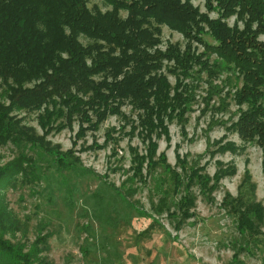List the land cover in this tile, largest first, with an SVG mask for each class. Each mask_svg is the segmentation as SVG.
<instances>
[{
  "label": "trees",
  "instance_id": "16d2710c",
  "mask_svg": "<svg viewBox=\"0 0 264 264\" xmlns=\"http://www.w3.org/2000/svg\"><path fill=\"white\" fill-rule=\"evenodd\" d=\"M101 1L106 10L91 6L90 0H0V148L14 144L24 149L15 161L0 167V264H54L35 253L50 248L53 232L38 230L37 225L29 246L13 240L28 230L10 206V188L46 179L51 196L65 190L71 199L83 178L107 183L84 165L74 148L64 151L48 140L53 133L73 128L76 121L82 138L88 129L99 130L110 116H127L123 109L130 107L137 114V120L129 116L130 132L140 135L145 145L143 151L129 148L135 176L146 182L158 173L178 174L159 152L158 139L168 138L169 123L188 117L189 93L199 89L203 73L206 79L215 75V67L233 72L238 80L231 131L264 149V0H206L205 12L191 0ZM213 11L217 18H211ZM229 17H235L233 25ZM164 27L197 41L204 50L192 53L190 44L183 50L181 43L171 41L163 48ZM33 113L42 134L26 121ZM224 145L223 153L240 149L231 141ZM43 155L46 161L40 160ZM177 159L176 168L187 170L189 182L201 192L215 191L224 178L237 174L234 163L217 160L210 176L199 166L188 168L184 157ZM52 166L55 170L50 172ZM251 179L246 170L238 194H226L223 204L241 230L257 236L264 234V206L257 201ZM180 183L176 179L175 186ZM246 184L251 196L243 194ZM108 187L132 206L115 184L109 182ZM184 199L177 203L183 221L192 213L191 201ZM149 218L135 228L138 235L156 222Z\"/></svg>",
  "mask_w": 264,
  "mask_h": 264
},
{
  "label": "rangeland",
  "instance_id": "374dc122",
  "mask_svg": "<svg viewBox=\"0 0 264 264\" xmlns=\"http://www.w3.org/2000/svg\"><path fill=\"white\" fill-rule=\"evenodd\" d=\"M191 1L201 11L207 10L206 0ZM94 4L107 9L101 0H90V5ZM210 15L218 17L215 11ZM226 19L233 25L235 17ZM261 39L264 40V35ZM82 41L89 42L85 38ZM170 41L181 43L183 50L190 44L192 53L204 50L197 41L189 42L180 33L164 27L162 47L166 48ZM213 69L215 75L206 79L203 73L199 89L189 93L188 117L169 123V139L165 136L158 139L159 152L166 154L178 174L158 173L147 178L144 172L146 182L135 176L129 148L134 146L143 151L145 145L140 135L130 132L132 118L137 120V114L130 107L123 109L127 116H110L99 130L88 129L82 138L77 136L79 122L76 121L73 128L53 133L48 140L64 151L74 148L84 165L103 176L107 183L94 177L83 178L79 192L71 199L65 190L51 196L46 179L39 184L10 188V206L22 219L24 230H28L11 235L13 240L29 246L35 241L37 225L38 230L53 232L50 248L35 253L54 264H264V234L256 233V236L241 230L223 204L226 194H238L243 175L249 170L251 183L256 185L257 201L264 206V149L255 140L246 143L231 131V119L237 117L238 106L232 101V94L239 86L238 80L233 72ZM170 79L174 83L175 76L170 75ZM26 118L42 134L36 114ZM229 141L240 148L237 153L222 152ZM23 150L14 144L1 147L0 167L15 161ZM178 155L184 157L188 168L199 166L210 176L215 173L217 160L223 165L234 163L237 174L224 178L215 191L201 192L189 182L187 170L176 168ZM46 158L43 155L40 160L46 161ZM54 170L52 166L49 171ZM176 179L181 182L177 186ZM109 182L128 196L133 207L108 187ZM251 189L249 184L244 185L243 194L251 196ZM93 194H98L97 198ZM184 196V201H191L192 213L183 221L177 203ZM149 217L156 222H152L148 232L138 235L136 229L143 225L144 219L150 221Z\"/></svg>",
  "mask_w": 264,
  "mask_h": 264
}]
</instances>
